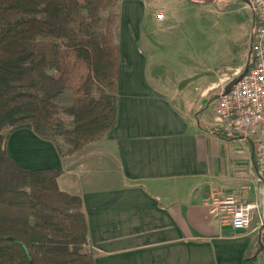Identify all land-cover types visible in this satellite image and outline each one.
I'll list each match as a JSON object with an SVG mask.
<instances>
[{
  "label": "crops",
  "instance_id": "1",
  "mask_svg": "<svg viewBox=\"0 0 264 264\" xmlns=\"http://www.w3.org/2000/svg\"><path fill=\"white\" fill-rule=\"evenodd\" d=\"M115 9L113 126L68 155L18 127L7 155L24 169L60 170L58 187L82 199L95 264H244L247 254L264 264L259 218L239 230L213 212L228 197L262 212L255 144L202 127L249 58L253 12L239 0H118Z\"/></svg>",
  "mask_w": 264,
  "mask_h": 264
},
{
  "label": "trees",
  "instance_id": "2",
  "mask_svg": "<svg viewBox=\"0 0 264 264\" xmlns=\"http://www.w3.org/2000/svg\"><path fill=\"white\" fill-rule=\"evenodd\" d=\"M117 3L0 0V264H95L81 197L58 187L60 170L24 169L5 145L11 130L28 127L68 155L113 126ZM101 10L108 11L103 18ZM65 54L73 63L63 67L59 58ZM56 69L58 78L49 72ZM202 127L238 137L212 124ZM255 260L247 254L244 264Z\"/></svg>",
  "mask_w": 264,
  "mask_h": 264
},
{
  "label": "built area",
  "instance_id": "3",
  "mask_svg": "<svg viewBox=\"0 0 264 264\" xmlns=\"http://www.w3.org/2000/svg\"><path fill=\"white\" fill-rule=\"evenodd\" d=\"M250 3L249 8L256 16L250 41L252 64L227 92L222 90L217 95L212 125L252 139L257 170L264 182V0H250ZM259 211L257 202L232 197L213 209L215 214L224 212L221 219L236 229L249 227L254 213L258 212L257 228L264 250V208Z\"/></svg>",
  "mask_w": 264,
  "mask_h": 264
},
{
  "label": "rangeland",
  "instance_id": "4",
  "mask_svg": "<svg viewBox=\"0 0 264 264\" xmlns=\"http://www.w3.org/2000/svg\"><path fill=\"white\" fill-rule=\"evenodd\" d=\"M108 14V11H105V10H101L100 11V15H101V17L103 18V17H105L106 15ZM236 16V14H234V17ZM219 19L221 18V15H218L217 16ZM224 18V17H223ZM241 31H242V29H243V23H242V25H241ZM231 33V31L229 32L228 30H227V28H226V31L224 32V38L226 39L227 37H230V38H232V36L235 34H230ZM213 34H211V36H210V34L208 35V37H209V39L210 38H212L213 36H212ZM59 63H60V66H63V67H65L66 65H69V64H72L73 63V57L70 55V54H65V55H63L61 58H59ZM49 72L53 75V76H55L56 78H58L59 76H60V74H61V72H60V70H49ZM75 74L76 75H79V65H76V70H75ZM74 112V111H73ZM72 112L71 111H68V112H65V114H71ZM258 219V214L255 212L254 213V217H253V220L251 221V223H250V225H249V227L251 228V226H253L254 224H255V222H256V220ZM240 230V229H239Z\"/></svg>",
  "mask_w": 264,
  "mask_h": 264
},
{
  "label": "water",
  "instance_id": "5",
  "mask_svg": "<svg viewBox=\"0 0 264 264\" xmlns=\"http://www.w3.org/2000/svg\"><path fill=\"white\" fill-rule=\"evenodd\" d=\"M239 1H242L244 3H246L248 6H250V0H239ZM250 50H249V58L244 66V68L241 70V72L235 76L233 79L229 80L228 83L225 85V88H224V92H227L233 84H235L243 75L244 73L248 70L249 68V59H250ZM260 180L263 182L262 178L259 176ZM264 183V182H263ZM261 247V246H260Z\"/></svg>",
  "mask_w": 264,
  "mask_h": 264
}]
</instances>
